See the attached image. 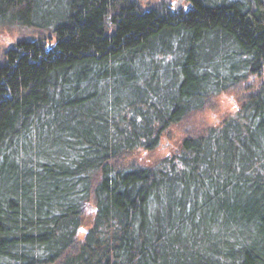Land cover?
<instances>
[{
	"label": "trees",
	"instance_id": "16d2710c",
	"mask_svg": "<svg viewBox=\"0 0 264 264\" xmlns=\"http://www.w3.org/2000/svg\"><path fill=\"white\" fill-rule=\"evenodd\" d=\"M186 2L0 0V264H264V0Z\"/></svg>",
	"mask_w": 264,
	"mask_h": 264
},
{
	"label": "rangeland",
	"instance_id": "374dc122",
	"mask_svg": "<svg viewBox=\"0 0 264 264\" xmlns=\"http://www.w3.org/2000/svg\"><path fill=\"white\" fill-rule=\"evenodd\" d=\"M142 8L149 9L150 7L165 3L172 11L180 8H189L186 0H135ZM43 35V32L37 30H28L24 28H9L0 31V62L3 58L5 50L9 49L19 38H37ZM48 43H53L54 39L47 40ZM263 77L251 76L247 80L250 86L256 87ZM245 92V86L235 88L234 90L220 94L213 98L208 107L201 112L193 113L188 116L180 125L173 126L167 130L161 137L159 146L151 152H137L133 154V158L144 166H153L169 155L176 153L180 142L184 136L191 133H199L205 128L217 124L223 117L233 113L238 100ZM93 215L90 211L84 213V218L87 222L92 219ZM84 229L80 230L78 236L83 237Z\"/></svg>",
	"mask_w": 264,
	"mask_h": 264
}]
</instances>
